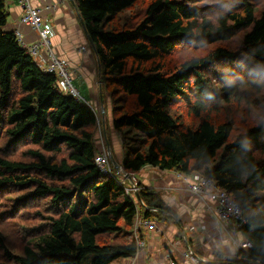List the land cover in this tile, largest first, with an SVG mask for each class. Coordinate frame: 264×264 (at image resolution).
Listing matches in <instances>:
<instances>
[{
  "label": "trees",
  "instance_id": "16d2710c",
  "mask_svg": "<svg viewBox=\"0 0 264 264\" xmlns=\"http://www.w3.org/2000/svg\"><path fill=\"white\" fill-rule=\"evenodd\" d=\"M141 1H69L111 90L123 167L213 180L240 205L251 243L227 264H264V0H153L133 22L125 14ZM8 17L0 0V264H117L137 255L138 217L174 222L179 238L160 192L137 183V207L114 167L100 172L97 112L58 89ZM242 35L238 50L214 48ZM180 47L189 55L175 69Z\"/></svg>",
  "mask_w": 264,
  "mask_h": 264
},
{
  "label": "crops",
  "instance_id": "0c3cea01",
  "mask_svg": "<svg viewBox=\"0 0 264 264\" xmlns=\"http://www.w3.org/2000/svg\"><path fill=\"white\" fill-rule=\"evenodd\" d=\"M69 1L42 0V5L48 7L54 2L58 3L56 11H44L45 15L51 19L55 30V35L52 38L54 50L57 54L68 59L71 66L78 70L79 77L74 82L75 86L87 100L88 105L93 106L94 102L92 101L96 98L89 97L88 91L92 92V87L96 88L98 83L97 78L95 79V65H98V60L94 52L89 51L84 57L77 53L79 46L86 45V43L89 45L90 42L79 21L76 7ZM6 4L9 17L5 30L7 32L19 31L26 44H33L38 39L37 34L29 27L20 24L22 9L18 0H6ZM98 85L100 87V83ZM95 90L94 93H96ZM99 98L101 100V93ZM96 103L100 107L99 99H96ZM102 106L106 123L108 113L110 114L112 109L110 100L108 99L107 108H105V101L102 102ZM101 121L103 122V119ZM112 121L113 117L111 116V129L107 126L108 130L106 127L110 140L109 147L112 148L111 152L118 163L123 165L124 147H121L119 143L120 135L115 132ZM108 138L104 139L105 144H108ZM96 143L102 150L101 141L99 140V143L96 141ZM132 178L134 183L140 182L144 186L160 192L162 200L182 221V235L178 238L180 227L174 222L154 221L156 223L155 231L143 233L144 239L147 241L146 248L135 259H123L117 264H161L162 256L167 252H170L181 263L182 253L188 248L193 249L200 258H204L205 264H227L231 258L236 256L237 249L231 239L217 226L214 217L207 211L205 201L208 203L210 201L207 198L202 200L194 196L188 189L187 181L181 178L179 173L146 167L138 175H132ZM119 179L132 186L131 181L124 175L119 174ZM124 185L128 187L126 183Z\"/></svg>",
  "mask_w": 264,
  "mask_h": 264
},
{
  "label": "built area",
  "instance_id": "2783aa9c",
  "mask_svg": "<svg viewBox=\"0 0 264 264\" xmlns=\"http://www.w3.org/2000/svg\"><path fill=\"white\" fill-rule=\"evenodd\" d=\"M57 4V2H54L50 6L45 7L42 5V0H19V6L22 9L20 24L32 29L37 34L38 39L33 44L27 45L24 43L22 34L19 31H14V33L21 45L27 49L40 67L47 73L55 75L58 80V89L61 92L71 95L80 102L88 105L86 99L81 96L74 85V74L70 61L58 55L52 49V38L55 35V30L51 19L45 15L44 11H56L58 9ZM107 151L108 149H102L101 153L96 157L95 163L103 175L111 178L116 175L114 174L115 172L113 171V166L109 158V152ZM179 176L187 181L188 189L194 196L202 200L207 198L210 201V203L205 201L207 211L214 217L217 226L229 236L235 248L237 250L251 248V243L245 242L240 238L239 228L245 223V219L243 211L237 201L226 191L219 188L213 180L202 175H185L179 173ZM119 182L121 185L125 184L122 180H119ZM125 189L127 194L134 199L137 207L144 206L143 202L138 201L135 197V192L138 190L137 187L125 186ZM140 229L144 233L153 232L156 229V223L145 220L142 217L136 219L135 238L137 240L138 252L133 259L147 246V241L142 238ZM162 259L163 262L161 264H180L170 252L163 255ZM205 263L206 260L200 258L191 248L184 250L182 253L181 264Z\"/></svg>",
  "mask_w": 264,
  "mask_h": 264
},
{
  "label": "rangeland",
  "instance_id": "374dc122",
  "mask_svg": "<svg viewBox=\"0 0 264 264\" xmlns=\"http://www.w3.org/2000/svg\"><path fill=\"white\" fill-rule=\"evenodd\" d=\"M153 0H143L141 1V3L134 7L133 10L127 12L125 14L126 17H128L131 21L133 22H139L140 21V14H143V16H145V12L146 10L149 8V4L152 2ZM18 3H19V0H18ZM125 23H128V21H125ZM122 24H123V20L121 19H117L112 25L113 27H117L118 29H121L122 28ZM130 27V25L128 26ZM243 37L240 36L238 39L230 42V43H219L217 45L214 46V48H218V47H224V48H228L230 50H238L240 49V41H241V38ZM188 48H185V47H180L177 51H176V56L171 59V66H173L175 69L176 68H179V66L181 65V62L183 60H186L188 59V55H189V52L186 50ZM89 51L91 53L94 52L91 44L88 45V43H86V45H81L79 46V49H77V53H79L80 55H82L83 57L89 53ZM71 64V63H70ZM72 67V66H71ZM72 71H73V74H74V82L77 81L78 77H79V72L76 68H73L72 67ZM225 69H223L221 66H216L213 70H211L209 73H211L213 76L217 77V78H223L224 75H225ZM98 75H99V67L98 65H95V79L97 78V82L99 83V78H98ZM98 83L96 84V88L92 87V92L88 91V96H92L91 98H96L97 100L99 99V104H100V107L99 105L97 106V103H96V99L92 102H94L93 104V108L95 109V111L97 112V116H98V121H99V124L98 126L96 127L95 129V137H96V141L99 143V140L101 141L102 143V146H103V150H107V146L105 144V140H104V135H103V131H102V126H101V120L103 119V109L104 107L102 106V102L105 101V108L108 107V99L110 100V103H111V106H112V97H111V90H109L106 86H104L103 88V92H102V101L100 100L99 98V94H100V87L98 85ZM75 85V83H74ZM94 89L96 93H94ZM87 101V100H86ZM113 107L110 111V114L108 113V127H110L111 129V116L113 117ZM110 117V118H109ZM117 133V132H116ZM114 133L116 136L117 134ZM120 138V137H119ZM117 140L118 137H117ZM119 143L121 145V147L123 146L119 140ZM127 146V145H126ZM125 147V146H124ZM112 149V148H111ZM108 152V151H107ZM113 153V152H112ZM124 155V154H123ZM114 156V155H113ZM115 158V157H114ZM116 160V159H115ZM117 161V160H116ZM118 163V161H117ZM114 167V166H113ZM114 171V170H113ZM116 174V172L114 173ZM119 179V177H117ZM120 180V179H119ZM126 185L128 187H130V184L128 182H125ZM137 183H140V182H137ZM256 208H250L249 210H247L245 212V215H248L249 213L253 212ZM188 230V229H187ZM181 264V263H180Z\"/></svg>",
  "mask_w": 264,
  "mask_h": 264
},
{
  "label": "water",
  "instance_id": "95a60500",
  "mask_svg": "<svg viewBox=\"0 0 264 264\" xmlns=\"http://www.w3.org/2000/svg\"><path fill=\"white\" fill-rule=\"evenodd\" d=\"M70 1L73 2V0H70ZM77 13H78V18H79V21H80V23H81V25H82V28L86 31V29H85V27H84V24H83V19L81 18V15H80V13H79L78 11H77ZM86 36H87V38H88V40H89V42H90V44H91V46H92V48H93V50H94V53L96 54V50H95V46H94L93 42H92L91 39L89 38V35H88V34H86ZM96 57H97V56H96ZM97 60H98V59H97ZM98 67H99L100 93H101V101H102V90H103V86H102V84H103V82H102V79H101V64H100V62H98ZM105 124H106V123H105V117H103L102 128H103V131H104V136H105V138L107 139V132H106V125H105ZM106 144H107V143H106ZM107 145H108V144H107ZM108 149H109L108 152H109V158H110L111 164L114 166V168H115V170L117 171V173H118V174H121V175H124L125 177H127V178L129 179V181H131V183H132V186H131V187H137V184L133 182L134 180H133L132 176L129 175V174L125 171L123 165H120L119 163H117V161L115 160V158H114V156H113V154H112V152H111V148L109 147V145H108ZM135 196L137 197L138 200H140V196H139V194H138V190H136V192H135Z\"/></svg>",
  "mask_w": 264,
  "mask_h": 264
}]
</instances>
